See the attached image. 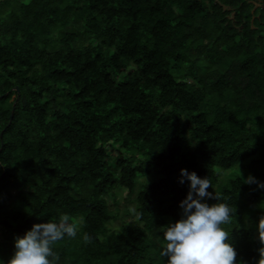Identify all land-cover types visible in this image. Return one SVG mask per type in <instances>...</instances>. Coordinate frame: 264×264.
<instances>
[{
  "label": "trees",
  "instance_id": "16d2710c",
  "mask_svg": "<svg viewBox=\"0 0 264 264\" xmlns=\"http://www.w3.org/2000/svg\"><path fill=\"white\" fill-rule=\"evenodd\" d=\"M182 169L211 180L203 202L233 209L227 242L256 264L264 0L0 1V264L63 214L78 230L57 264H167Z\"/></svg>",
  "mask_w": 264,
  "mask_h": 264
},
{
  "label": "clouds",
  "instance_id": "9594fccd",
  "mask_svg": "<svg viewBox=\"0 0 264 264\" xmlns=\"http://www.w3.org/2000/svg\"><path fill=\"white\" fill-rule=\"evenodd\" d=\"M181 176L184 179L179 182L183 184L186 179L189 191L179 205L182 209L181 218L164 227L160 256L167 258V264H237V252L227 242L230 233L221 227L231 223L233 209L226 203L209 205L203 202L206 199H219L216 194L207 191L212 188L208 177L200 178L195 172L189 173L186 169L181 170ZM243 183L256 184L258 188L264 189V183L251 175ZM70 219L67 214H63L59 222L34 224L22 237L17 236L15 251L7 264H57L59 255L53 251V245L65 236L75 238L77 235V224L70 223ZM78 222L82 224L83 217ZM256 229L261 245L256 264H264V215L260 216ZM83 240L89 243L91 237L85 233Z\"/></svg>",
  "mask_w": 264,
  "mask_h": 264
},
{
  "label": "rangeland",
  "instance_id": "374dc122",
  "mask_svg": "<svg viewBox=\"0 0 264 264\" xmlns=\"http://www.w3.org/2000/svg\"><path fill=\"white\" fill-rule=\"evenodd\" d=\"M1 1V0H0ZM103 148L105 150V152L108 155V163L110 165H113L118 157V152H119V145L111 143V142H107L105 144H103ZM27 188V187H26ZM28 189V188H27ZM126 195V191H123L120 194V202L122 201L123 197ZM207 200V199H206ZM205 200V201H206ZM129 221L133 222L134 218L133 217H129L128 218Z\"/></svg>",
  "mask_w": 264,
  "mask_h": 264
},
{
  "label": "water",
  "instance_id": "95a60500",
  "mask_svg": "<svg viewBox=\"0 0 264 264\" xmlns=\"http://www.w3.org/2000/svg\"><path fill=\"white\" fill-rule=\"evenodd\" d=\"M15 90L17 91V89L15 88ZM11 118V113H10V116H9V119Z\"/></svg>",
  "mask_w": 264,
  "mask_h": 264
}]
</instances>
